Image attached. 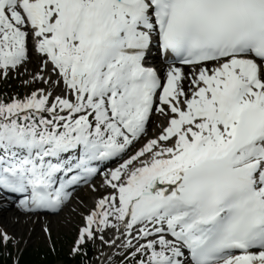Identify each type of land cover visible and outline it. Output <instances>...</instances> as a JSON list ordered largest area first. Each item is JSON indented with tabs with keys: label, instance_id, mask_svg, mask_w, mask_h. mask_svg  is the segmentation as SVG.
<instances>
[{
	"label": "snow or ice",
	"instance_id": "snow-or-ice-1",
	"mask_svg": "<svg viewBox=\"0 0 264 264\" xmlns=\"http://www.w3.org/2000/svg\"><path fill=\"white\" fill-rule=\"evenodd\" d=\"M33 53L0 94V210L87 187L75 264H264V0H0V80Z\"/></svg>",
	"mask_w": 264,
	"mask_h": 264
},
{
	"label": "rangeland",
	"instance_id": "rangeland-1",
	"mask_svg": "<svg viewBox=\"0 0 264 264\" xmlns=\"http://www.w3.org/2000/svg\"><path fill=\"white\" fill-rule=\"evenodd\" d=\"M30 78V76L26 77ZM26 78H21L20 75H17V77L13 76L8 80H0V92L6 91L7 94V88H13V90L10 92V94L19 93L20 95H24L27 91H30L31 89L27 88L25 85H23L22 81ZM42 85H35V87H40ZM15 87L17 89H15ZM99 181V178H97V181ZM76 198H79L84 201L85 204L88 206L92 205L94 200V195L87 189V187L79 188L76 193L74 194V198L72 203L69 205L71 208L72 206L77 204ZM89 199V203L87 202ZM78 214V213H77ZM49 217V216H48ZM37 218V217H35ZM80 223V216L78 215L76 219V225L71 226L69 224L60 225L57 227H51L52 237L55 240V246H62L64 247L65 251H68V249L71 246V241L74 238L75 235V228ZM45 226L41 227L42 229ZM41 229V230H42ZM41 236H37L33 240H25L26 235H23L24 237L21 239V242L19 244H16L14 241L10 245L6 247V249H13V251L22 249V248H51L53 246V240H50L48 235L43 232H41ZM95 251V250H94ZM56 264H62L61 262H57Z\"/></svg>",
	"mask_w": 264,
	"mask_h": 264
},
{
	"label": "bare ground",
	"instance_id": "bare-ground-1",
	"mask_svg": "<svg viewBox=\"0 0 264 264\" xmlns=\"http://www.w3.org/2000/svg\"><path fill=\"white\" fill-rule=\"evenodd\" d=\"M25 66L31 69V73L38 71V58L32 57ZM20 73L22 77H26L31 74L24 70H21ZM156 120L157 118L155 117L153 125L150 126V134L152 129L155 128ZM87 202L89 203V199ZM69 209L70 207L66 208L59 216L50 215L49 217L45 216L44 219L37 217L36 220L33 219V217L29 218L28 216L19 213L14 208L8 211L0 210V228L7 230L9 234H12V236L17 239V243L20 242L24 234H26L24 241L27 238L33 240L38 235L42 237L41 232L43 231L41 230V226L43 225L49 226L50 228L64 225L66 223L71 226H75L78 214L70 212Z\"/></svg>",
	"mask_w": 264,
	"mask_h": 264
},
{
	"label": "trees",
	"instance_id": "trees-1",
	"mask_svg": "<svg viewBox=\"0 0 264 264\" xmlns=\"http://www.w3.org/2000/svg\"><path fill=\"white\" fill-rule=\"evenodd\" d=\"M60 251H57V254L54 255L52 253H48V254H44L43 258H41L40 254H35L32 258L28 256L27 253H25L23 255V258L21 259V262H23V264H54L56 258H61L63 259L65 264H75L74 261L71 260L70 257L66 255H62L60 254ZM0 264H2L1 262V256H0Z\"/></svg>",
	"mask_w": 264,
	"mask_h": 264
}]
</instances>
